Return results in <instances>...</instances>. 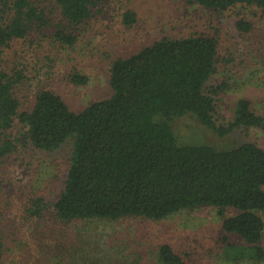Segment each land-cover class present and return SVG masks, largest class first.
Listing matches in <instances>:
<instances>
[{
	"label": "trees",
	"instance_id": "trees-1",
	"mask_svg": "<svg viewBox=\"0 0 264 264\" xmlns=\"http://www.w3.org/2000/svg\"><path fill=\"white\" fill-rule=\"evenodd\" d=\"M98 1L51 0L57 12L53 19L44 0H0V133L18 121L28 143L41 152L55 151L69 138L73 141L61 190L50 202L45 195L32 196L27 218L34 221L50 214L64 225L131 216L161 220L184 209L211 206L218 208L225 232L222 257L232 264H264L260 215L264 212V148L253 142L231 148L184 144L171 126L173 117L189 114L218 136L240 127L264 131V102L258 113L242 99L231 121L215 120V99L207 88L216 70L215 38L164 36L129 56L117 57L110 66L112 94L82 110H72L48 88L37 91L30 109L20 110L14 88L21 77L3 67L5 49L37 34L51 44L74 46L78 28L89 21ZM192 1L215 9L254 4L264 17V0ZM121 17L128 26L136 20L129 9ZM70 79L78 85L87 82L78 72ZM1 140L0 157L14 149L15 141ZM227 208L237 212L225 215ZM76 233L78 237L72 233L55 238L50 251L42 236L43 249L36 259L45 264H88L85 259L90 257L81 253L88 234ZM230 234L240 236L242 242H231ZM153 253V264H188L168 244L158 245ZM113 255L120 256L121 264H142L113 250L102 256V264H117Z\"/></svg>",
	"mask_w": 264,
	"mask_h": 264
},
{
	"label": "rangeland",
	"instance_id": "rangeland-1",
	"mask_svg": "<svg viewBox=\"0 0 264 264\" xmlns=\"http://www.w3.org/2000/svg\"><path fill=\"white\" fill-rule=\"evenodd\" d=\"M44 1L54 19L57 12L51 0ZM98 3L89 21L78 28V42L74 46L51 44L46 36L37 34L39 37L33 35L27 42L14 41L5 49L1 58L3 67L21 77L14 88L20 110L30 109L42 88L60 94L72 110H82L112 94L110 66L117 57L129 56L164 36L204 34L217 41L216 70L207 82L215 99V120L220 124L231 121L242 99L261 112L264 17L258 6L237 3L227 9H215L192 0H99ZM124 9L135 13L136 20L130 26L122 22ZM240 22L245 24L240 26ZM73 72L85 75L87 82L73 83L70 79ZM171 126L178 141L184 144L231 148L253 142L264 148V131L259 128L240 127L218 136L189 114L173 117ZM2 137L15 141L14 149L0 157V264H45L36 259L43 249L42 236L50 251L54 250L55 238L72 233L78 237L76 232L88 234V244L81 251L90 257L85 259L88 264H102V256L112 250L124 256L129 254L130 260L153 264V250L161 244L170 245L188 264L231 263L222 257L225 232L216 207L184 209L161 220L131 216L64 225L52 215L44 214L41 219L30 221L26 213L29 199L45 195L50 202L61 190L73 141L69 138L55 151L41 152L28 143L24 127L18 121L0 133V144ZM236 212L233 208L224 211L228 216ZM260 215L264 220V212ZM228 238L233 243L242 242L236 234ZM116 258L117 264H121L119 255L112 256L113 261Z\"/></svg>",
	"mask_w": 264,
	"mask_h": 264
}]
</instances>
